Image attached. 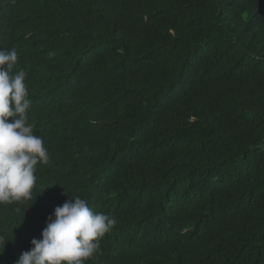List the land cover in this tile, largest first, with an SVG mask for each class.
I'll list each match as a JSON object with an SVG mask.
<instances>
[{
	"label": "trees",
	"instance_id": "obj_1",
	"mask_svg": "<svg viewBox=\"0 0 264 264\" xmlns=\"http://www.w3.org/2000/svg\"><path fill=\"white\" fill-rule=\"evenodd\" d=\"M6 33L41 45L61 90L38 80L48 73L28 53V122L60 117L81 160L128 164L132 195L187 230L159 264H264V0H14ZM63 65L74 80L103 72L98 122L77 114L81 90L60 84ZM27 211L6 218L0 264L28 251ZM104 245L111 259L147 260L130 243Z\"/></svg>",
	"mask_w": 264,
	"mask_h": 264
},
{
	"label": "clouds",
	"instance_id": "obj_2",
	"mask_svg": "<svg viewBox=\"0 0 264 264\" xmlns=\"http://www.w3.org/2000/svg\"><path fill=\"white\" fill-rule=\"evenodd\" d=\"M13 5L14 0L7 4L0 0V243L6 238L8 215L28 207L27 225L32 228L24 231L20 247L28 251L21 253L15 264H127L110 258L103 248L105 240L130 243L135 254L147 258L144 264H159L187 230L179 235L168 216L145 207L149 196L137 199L132 195L134 180L129 165L104 166L81 160V141L63 136L65 125L56 126L62 123L60 117L41 128L28 122L34 102L27 89L31 76L28 53L37 72L48 73L38 80L55 85L56 97L61 90L54 65L38 63L44 50L41 45L8 37ZM62 58L52 60L55 64ZM101 74L100 68H85L81 79L74 80L66 65L61 67L60 84L81 90L76 112L86 122H98L105 102L97 89ZM34 129L38 133L34 134ZM58 129L63 149L55 141Z\"/></svg>",
	"mask_w": 264,
	"mask_h": 264
},
{
	"label": "bare ground",
	"instance_id": "obj_3",
	"mask_svg": "<svg viewBox=\"0 0 264 264\" xmlns=\"http://www.w3.org/2000/svg\"><path fill=\"white\" fill-rule=\"evenodd\" d=\"M33 5H34V4H33ZM94 5H95V3H94ZM91 6H92V4H91ZM31 8H32V6H31ZM34 8H35V7H34ZM90 8H93V7H90ZM87 9H88V7H87ZM37 10H38V9H37ZM29 11H30V10H29ZM87 12H88V11H87ZM25 14H26V13H25ZM39 20H40V19H39ZM33 21H34V20H33ZM61 23H63V22H61ZM68 24H69V23H68ZM0 25H1V23H0ZM39 25H40V23H39ZM24 26H25V25H24ZM61 26H62V25H61ZM26 28H27V27H26ZM29 28H30V27H29ZM29 28H28V29H29ZM69 29H70V28H69ZM61 30H62V29H61ZM29 31H30V30H29ZM33 32H34V31H33ZM39 33H40V32H39ZM34 38H35V37H34ZM37 39H39V38H37ZM64 39H65V38H64ZM74 40H75V39H74ZM74 40H73V42H74ZM64 41H65V40H64ZM62 42H63V41H62ZM62 42H61V38H60V44H61ZM66 43H67V42H66ZM58 45H59V44H58ZM71 45H72V41H71ZM63 47H66V46H63ZM63 47H62V48H63ZM83 53H84V52H83ZM93 57H94V55H93ZM95 57H96V56H95ZM96 58H97V57H96ZM91 61H92V59H91ZM94 61H95V60H94ZM98 61H99V60H98ZM98 61H97V62H98ZM101 61H102V60H101ZM89 62H90V61H89ZM91 63H92V62H91ZM91 63H90V64H91ZM93 63H94V62H93ZM101 64H102V63H101ZM103 64H104V63H103ZM93 65H94V64H93ZM93 65H92V66H93ZM102 67H103V66H102ZM94 68H95V67H94ZM102 69H103V68H102ZM108 69H109V67H108ZM105 70H106V68H105ZM103 71H104V70H103ZM106 72H107V71H106ZM109 73H110V72H109ZM111 73H112V72H111ZM102 74H103V72H102ZM104 74H105V73H104ZM105 75H106V74H105ZM107 75H108V74H107ZM74 77H75V76H74ZM69 92H70V91H69ZM28 93H29V94H31V93H35V90L32 88V86L28 89ZM76 105H81V103H80V104H76ZM70 110H71V109H70ZM76 110H77V109H76ZM103 112H104V111H103ZM103 115H106V114L103 113V114L101 115V118H102ZM88 117H90V116H88ZM104 117H105V116H104ZM88 119H89V118H88ZM107 119H108V117H107ZM83 121H84V119H83ZM104 121H106V120H104ZM107 121H108V120H107ZM111 121H112V120H111ZM75 122H76V121H75ZM80 125H81V124H80ZM106 125H107V124H106ZM74 126H75V124H74ZM110 126H111V125H110ZM97 127L99 128V126H97ZM77 128H78V127H77ZM92 128H93V127H92ZM114 129H115V127H114ZM119 129H120V127H119ZM94 130H95V129H94ZM101 130H102V127H101ZM101 130H100V132H101ZM117 130H118V127H117ZM120 130H121V129H120ZM124 130H125V128H124ZM123 132H124V131H123ZM127 132H128V131H127ZM97 133H99V132L97 131ZM102 133H103V132H102ZM102 133H101V134H102ZM112 133H113V132H112ZM114 133H116V132H114ZM99 134H100V133H99ZM104 134H107V133L104 131ZM109 134H110V133H109ZM109 134H108V135H109ZM120 134H122V132H121ZM97 135H98V134H97ZM110 135H111V134H110ZM105 136H106V135H105ZM102 137H103V136H102ZM102 139H103V138H102ZM100 140H101V139H100ZM100 140H99V142H100ZM164 171H165V170H164ZM168 171H169V170H168ZM161 172H162V171H161ZM159 173H160V172H159ZM155 174H156V173H155ZM156 175H157V174H156ZM158 175H159V174H158ZM161 176H162V175H161ZM165 176H166V175H165ZM172 176H173V175H172ZM160 178H161V177H160ZM162 178H163V176H162ZM164 178H165V177H164ZM156 179H157V178H156ZM160 180H161V179H160ZM169 180H170V179H169ZM169 180H168V181H169ZM176 224H177V222H176ZM184 229H185V228H184ZM188 229H190V228H188ZM188 231H189V230H188ZM182 239H183V238H182ZM182 242H183V240H182ZM183 243H184V242H183ZM185 243H186V242H185ZM180 244H181V243H180ZM186 244H187V243H186ZM188 244H189V243H188ZM104 246L106 247V245H104ZM116 246H117V245H116ZM182 246H183V244H182ZM111 247H113V246H111ZM103 248H104V247H103ZM108 248H109V247H108ZM123 248H124V247H123ZM185 249H186V248H185ZM186 250H187V249H186ZM180 253H181V252H180ZM181 255H182V253H181ZM181 255H180V256H181ZM174 256H175V254H174ZM176 256H177V255H176ZM180 256H179V257H180ZM182 256H183V255H182ZM182 256H181V257H182ZM181 257H180V258H181ZM165 258H166V257H165ZM169 258H170V254H169ZM166 259H167V258H166ZM164 260H165V259H164ZM167 260H168V259H167ZM167 260H166V261H167ZM176 260H177V259H176ZM162 262H164V261H162ZM174 262H175V261H174ZM180 262H182V260H181ZM134 263H135V262H134ZM131 264H132V263H131ZM162 264H163V263H162ZM175 264H176V262H175ZM179 264H180V263H179Z\"/></svg>",
	"mask_w": 264,
	"mask_h": 264
}]
</instances>
